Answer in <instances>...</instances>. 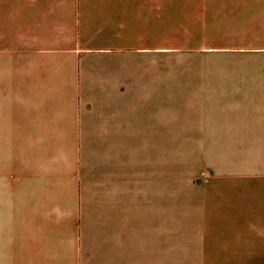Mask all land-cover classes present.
Masks as SVG:
<instances>
[{"label": "crops", "instance_id": "crops-1", "mask_svg": "<svg viewBox=\"0 0 264 264\" xmlns=\"http://www.w3.org/2000/svg\"><path fill=\"white\" fill-rule=\"evenodd\" d=\"M160 18L161 0H0V264H145L144 143L212 131L160 119L177 108ZM232 78L243 120L217 134L264 141V69ZM248 206L235 246L264 264V197Z\"/></svg>", "mask_w": 264, "mask_h": 264}, {"label": "rangeland", "instance_id": "rangeland-1", "mask_svg": "<svg viewBox=\"0 0 264 264\" xmlns=\"http://www.w3.org/2000/svg\"><path fill=\"white\" fill-rule=\"evenodd\" d=\"M235 17L233 0H161L155 36L161 69L175 76L177 108L160 119L212 131L144 143L145 264H254L235 246L234 219L248 213L249 199L264 197V141L216 130L243 120L232 110L233 69H264V10L249 22ZM248 41L257 46L242 47ZM238 53L254 58L239 62ZM189 137L208 140L180 139Z\"/></svg>", "mask_w": 264, "mask_h": 264}]
</instances>
